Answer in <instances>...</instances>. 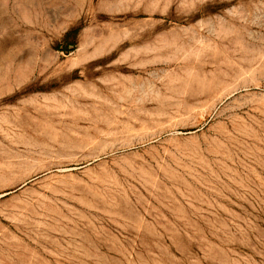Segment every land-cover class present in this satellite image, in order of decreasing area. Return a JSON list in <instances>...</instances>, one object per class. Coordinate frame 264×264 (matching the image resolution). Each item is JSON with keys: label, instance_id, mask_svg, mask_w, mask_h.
<instances>
[{"label": "rangeland", "instance_id": "1", "mask_svg": "<svg viewBox=\"0 0 264 264\" xmlns=\"http://www.w3.org/2000/svg\"><path fill=\"white\" fill-rule=\"evenodd\" d=\"M0 171V264H264V0H0Z\"/></svg>", "mask_w": 264, "mask_h": 264}, {"label": "bare ground", "instance_id": "2", "mask_svg": "<svg viewBox=\"0 0 264 264\" xmlns=\"http://www.w3.org/2000/svg\"><path fill=\"white\" fill-rule=\"evenodd\" d=\"M4 169V168H3ZM3 171V170H2ZM1 172V171H0Z\"/></svg>", "mask_w": 264, "mask_h": 264}]
</instances>
